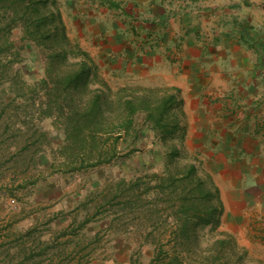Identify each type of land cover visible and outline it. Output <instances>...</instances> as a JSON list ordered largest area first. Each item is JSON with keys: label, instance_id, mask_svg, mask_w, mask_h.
Listing matches in <instances>:
<instances>
[{"label": "crops", "instance_id": "1", "mask_svg": "<svg viewBox=\"0 0 264 264\" xmlns=\"http://www.w3.org/2000/svg\"><path fill=\"white\" fill-rule=\"evenodd\" d=\"M58 1L106 75L174 96L172 136L218 191V230L264 256V0Z\"/></svg>", "mask_w": 264, "mask_h": 264}, {"label": "rangeland", "instance_id": "2", "mask_svg": "<svg viewBox=\"0 0 264 264\" xmlns=\"http://www.w3.org/2000/svg\"><path fill=\"white\" fill-rule=\"evenodd\" d=\"M62 2L58 1V5L52 6L51 9L59 8L66 43L60 42L59 45L57 39L52 40L48 45L53 50H58L61 46L69 53L67 60L62 63L63 68L74 69V66L81 62L88 64L91 73L85 81L86 89L82 92L85 93L84 98H86L88 91H101L105 117L120 118L125 101L132 97L149 98L152 103H157L161 98L168 96L167 91L147 88L122 80L120 77L106 75L102 69H99V65L92 63L87 48L80 47L76 43V32L73 31L72 21L69 20L71 16L62 11ZM21 36L20 29H12L8 40L13 45L8 46L7 54L0 55L1 63L11 67L12 72L16 71L15 75L17 72L22 73V78L28 84L41 85L42 90L38 92V98L35 93L26 98L21 94L24 91H31V86L21 87L27 89L24 90L11 85L15 89L13 92L4 91L0 87V244L6 242L7 245L28 228L37 226L39 230L34 238L38 240L40 238L42 242L51 239L53 244L51 252L65 256L76 250L82 251L81 254L89 253V257L92 258L90 264H147L157 251L155 244L150 245L149 242L158 241L159 238L160 248L165 252L160 258L166 262L167 252L169 256L175 253L181 264H211V257L217 256L219 252L224 262L229 259L236 264H264L263 255L248 253L233 237H227L218 228L214 229L211 226L196 227L194 231H190L189 241L183 243L177 241V224L174 218L168 215V211L164 212V207L167 205L157 204L153 201L152 195L143 200L142 209L137 212L130 213L126 210L118 218L119 208L116 207L114 210L100 214V219L78 231L77 237L57 236L59 232L71 229L72 226L83 221L88 214H93L94 205L102 203L104 195H113L121 180L129 183L145 173L164 174L167 166L171 169H181L187 166L190 160L182 151L183 138L172 136L164 141L161 140V136L156 138L149 125L144 123L143 115L140 114L135 116L134 125L128 134L123 131V136L116 144L118 154L112 157L109 164L87 169L83 167L74 173L68 171L65 158L59 156L62 148L60 146L63 145L65 138L61 130L63 126L61 119H56V115L40 117L41 113L45 115L47 112L44 103H47L48 96H45L44 84L42 85L40 80L47 68L45 54L50 50L48 47H36L33 42L23 41ZM78 51L85 55L79 54ZM10 112L14 113L13 122L7 126L3 118ZM15 112H19L17 117ZM54 112L56 110L53 108L50 115ZM25 114L29 116L23 117ZM117 123L115 120L114 124ZM112 136L111 138H115L116 135ZM16 138H26L24 141L27 142L38 138L43 141L44 151L43 154H38L37 169V173L41 175L34 184L25 185L21 181L36 174V170L24 171L23 168L14 167L12 164L16 147L23 146L21 141L15 146ZM132 138H138L135 144H131ZM111 143L110 139L105 145L106 148H111ZM31 147L27 148L28 151L32 150ZM173 149H177L179 153L170 155ZM78 152L84 153L82 150ZM79 158L82 159L81 156L77 157V165L80 163ZM52 161H55L54 164L59 167V172H53V168L49 167ZM145 201H152L153 204L147 206ZM148 208L150 211L146 213L145 210ZM111 221L113 227L110 228ZM24 240L26 248L34 245L32 240ZM79 240L80 243L77 245ZM220 241L225 243L220 244ZM5 247L0 246V264L8 261V259L3 260L6 254ZM9 252L15 255L11 264L20 261L17 247L12 246ZM37 260L42 261L41 258ZM57 260L60 259L56 258L54 262ZM217 263L219 264L218 261ZM68 264H74V261Z\"/></svg>", "mask_w": 264, "mask_h": 264}, {"label": "trees", "instance_id": "3", "mask_svg": "<svg viewBox=\"0 0 264 264\" xmlns=\"http://www.w3.org/2000/svg\"><path fill=\"white\" fill-rule=\"evenodd\" d=\"M55 1L0 0V55L7 54L8 46L12 44L8 40L12 29H20L23 41L33 42L36 47L49 48V53L45 54L47 68L43 78L40 80V83L44 84V94L48 96L47 103H44L47 112L45 115L40 112V117L56 115V119H61L63 125L61 130L65 138L62 142L63 145L60 146L62 148L60 150L61 155L59 156L65 158L68 171L74 173L83 167L87 169L89 167L95 168L109 164L113 159L112 157L118 154L116 153V144L123 136V131H126L125 133L128 134L132 129V125H134L136 115H143L144 123L149 125L150 129L155 132L156 138L161 136V140L164 141L167 137H172V133L176 129V117L172 111L175 104L174 96L168 95L163 97L157 103H152L149 98L132 97L125 101V107L121 111L120 118L118 116L117 118L112 117L109 119L105 117L100 90L88 91V96L84 98L85 93L82 91L86 89L85 81L91 73L88 64L81 62L76 64L74 69L63 68L62 63L67 60L69 53L65 52L61 46L58 50H53L48 45L49 42L57 39H59V45L61 44L60 42L66 43L64 25L59 8L51 9L52 6L56 7L55 5H58V0ZM78 53L85 55L81 51H78ZM12 70L11 67L2 64L0 60V87L4 91L13 92L15 91L12 88L14 85L20 88L25 86V88H30L31 86V91H24L21 95L27 98L32 93H35L38 98V92L42 90L41 85L28 84L22 78V73L19 74L17 72V75H15L16 71L12 72ZM53 108L56 112L50 115V111ZM18 114L19 112H15L16 117ZM13 115V112L4 115L3 119L7 126L13 122ZM28 116L25 114L23 117ZM115 120L118 122L117 124H114ZM114 134L116 135L115 138H111ZM88 136L90 138H87ZM25 139L16 138L15 146L20 141L23 143V146L20 148L16 147L17 150L13 154L14 160L12 164L14 167L23 168L24 171L36 170V174L21 181L26 185L34 184L39 180L41 174L37 173L39 165L38 154H43L44 148L41 138L33 141L29 140L31 142L24 141ZM110 139L112 140L111 148H106L105 145ZM137 140L138 138H132L131 144H135ZM46 143L49 145V141ZM30 146H32V150L28 151L27 148H30ZM80 150L84 151V153L79 154L78 151ZM178 153L177 149H173L170 155L173 156ZM79 156L82 159L79 158L80 163L77 165V157ZM54 162L52 161L49 167L53 168V172H59V167ZM113 193L111 196L108 194L104 195L103 202L94 205L95 210L93 214H88L77 225L73 222L75 226L59 232L57 236L70 235L77 237L79 235L78 231L91 222L100 219V214H104L108 210H114L116 207L119 208L118 218L126 210L130 213L137 212L142 209L143 200L150 198L151 195L153 196V201L157 202V204L167 205L165 206L166 208L164 207V212L168 211V215L173 217L174 222L177 224V241H181L182 243L189 241L190 231H194L196 227L211 226V228L216 229L219 226L221 205L218 191L198 176L196 167L191 163L181 169H171L167 166L164 174L148 175L145 173L138 176L135 180H131L129 183L121 180L118 188ZM146 203L148 204L147 206H150L152 201ZM106 206L109 207L106 208ZM145 211L148 213L150 209L148 208ZM109 227H113V221L109 223ZM38 230L37 226H33L28 228L18 238L9 242V244L5 245L6 242H1V247L6 246V254L3 260L8 259V261L5 264H11L12 259L15 258V255L9 252L12 246L18 248L17 256L21 257L20 261L12 264H40L42 262L44 264H68L71 261H74V264H90L92 261L89 253L81 254L82 251L76 250V252H70L66 256L57 252H51L53 245L51 239L47 242H42L40 238L39 240L38 238H34ZM227 237L231 238V236ZM24 239L32 240V244L34 245L26 248ZM80 240L77 242V245L80 243ZM149 243L150 245L155 244L154 247L157 251L152 260L147 264L182 263L175 253L169 256L167 252L165 256L168 261H162L163 258L160 257L165 252L163 248H160V238L158 241L153 240ZM219 243L225 242L220 241ZM218 255L219 252H217V256L211 257V264H218L217 261L219 264H236L229 259L224 262L223 256ZM55 257L60 260L54 262ZM38 258H41L42 261L37 260Z\"/></svg>", "mask_w": 264, "mask_h": 264}]
</instances>
